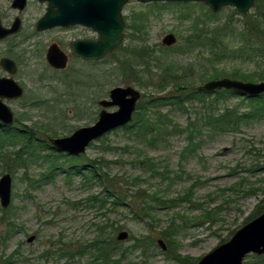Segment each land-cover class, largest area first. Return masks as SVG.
Listing matches in <instances>:
<instances>
[{
  "label": "rangeland",
  "instance_id": "374dc122",
  "mask_svg": "<svg viewBox=\"0 0 264 264\" xmlns=\"http://www.w3.org/2000/svg\"><path fill=\"white\" fill-rule=\"evenodd\" d=\"M209 10L202 2L129 0L123 9L126 39L122 46L125 50L119 51L120 48L115 56L108 54L99 61L71 59L66 69L56 70L46 60L53 41L67 50L71 37L96 38L97 33L91 28L76 26L69 31L31 35L33 18L40 13L33 1L27 9L28 24L22 34L0 40V58L9 56L17 61L18 72L14 77L25 88L22 98L6 100L21 121L14 125L42 127L36 130L37 137L51 143V138L70 135L79 127L93 124L102 109L98 101L107 98L114 86L132 85L143 93L146 89L129 82L114 68L116 59L129 57L133 51L130 49L149 48L152 57L148 59L149 55L143 54L145 63L150 60L152 65L162 66V69L171 64V72L181 77L179 81L190 85L183 91H188L192 84L198 86L208 81H202L201 77L204 70H211L213 66L255 70L258 66L253 67V63L248 64L238 56L215 58L207 47L189 46L193 22L223 23L234 8L224 7L217 12L218 17L210 16ZM16 13L10 0H0V18L4 23L12 22ZM238 17L236 14V19ZM129 23L145 25V29L138 34L128 28ZM170 32L178 41L166 46L162 39ZM156 67L152 69L154 73L161 69ZM189 67L193 71L188 72ZM7 75L0 65V76ZM175 91L170 86L161 94ZM242 98L246 97H209L205 102L194 99L183 103L177 99L178 102L168 105L150 106V126L146 130L115 129L106 138L90 143L86 151L78 155L98 158L104 170L121 183L129 195L140 191L156 207L157 219L151 222L135 219L125 208L113 214L116 224L123 225L120 231L129 232V238L120 241L122 249L134 243L130 240L132 234L155 240V246L133 252L128 264H179L170 257L177 253L197 262L250 221L248 218L264 199V112ZM226 108L237 115L250 114L244 115L237 130L213 133L206 116ZM20 148V144L0 138V178L9 172L5 165L11 163V154L4 156V153ZM58 153L76 156L40 147L32 157L26 150L21 153L27 158V166L10 168L12 201L5 220L9 217L16 227L9 232L8 239L0 240V264L12 253L15 254L10 264H96L88 246L96 234L94 223L105 218L87 198L102 191L103 185L87 180L80 173L68 175L64 169L57 170L48 181H39L42 174L50 172L53 162H68L67 156H58ZM2 209L0 204V214ZM208 211L211 213L206 217ZM6 229L7 224L0 223V235ZM32 235L35 238L29 242ZM160 238L167 245L165 251L157 242ZM168 239L175 242L170 246ZM83 246L88 248L78 253Z\"/></svg>",
  "mask_w": 264,
  "mask_h": 264
},
{
  "label": "trees",
  "instance_id": "16d2710c",
  "mask_svg": "<svg viewBox=\"0 0 264 264\" xmlns=\"http://www.w3.org/2000/svg\"><path fill=\"white\" fill-rule=\"evenodd\" d=\"M209 13L212 17H218L220 15L211 12V10H209ZM200 23L201 24L193 22L192 24L193 29L188 36V38H190V47L200 45L210 49L211 56H215V58L221 59L226 56H238V58L248 62V64L253 63V67L258 66L255 70L249 68L246 71L236 66L231 69L213 66L211 70H204L201 77L202 81L221 77H231L246 81L264 79V0H257L253 7V11L246 17H238L236 19V12L235 10H232L228 20L223 23H214L213 20H209L208 22L202 21ZM127 26L138 34H141L143 29H145V25L140 26L136 23H129ZM123 50H125L124 46H122L119 51ZM129 51H132L130 54L131 56L129 55L131 58L126 55L125 58L116 59L114 68L128 78L129 82L136 83L146 89V91L142 93V97L137 104V109L134 112L132 121L119 128H123L124 130L137 129L139 132L146 130L150 126L148 115V109L150 106L168 105L172 102H178L177 99H179L180 103L194 99H199L205 102L209 97H221L226 99L232 96H241L237 92L228 89H219L214 92L199 91L194 84H192L188 91H183V89L188 88L190 85H186L182 83V81H179V78L181 79V77H177L176 72H171L173 70L171 64L162 69V66L152 65L150 60L145 63L143 54H146L147 56L149 55L148 59L152 57V54L148 52L151 51L149 48L144 49V51L137 49H130ZM116 54L117 52H112L109 55L115 56ZM156 60H158V58ZM156 66L161 69L154 73L152 69ZM191 71H193V69L189 67L188 72ZM158 74L159 76L156 77ZM178 75L181 76L180 74ZM97 78H100V76H97ZM96 81H98V79ZM170 86L176 91L162 95L161 93ZM155 93H160V95L156 96ZM248 98L249 97L242 99H247L253 104V108H256L260 112H264V93L258 97ZM245 114L250 113H238L237 115L230 108H226L223 112L207 115L206 120L213 133H223L229 130H237L244 120ZM16 122H21L19 117H16ZM22 126V128L15 125L6 127L0 124V138L5 141L10 139L13 143L20 144L21 146L16 152L10 151L11 153H4V156H10L11 154L10 165H5V168L9 172L12 171L11 169L13 167L27 166V158L21 154L25 150L26 152L28 151V154L32 157L33 154L38 152L40 147H48L49 149L54 148L48 141H44V139L37 137L36 130H41L39 128L42 127L29 125ZM48 129H51V127ZM110 132L96 140L106 138ZM42 140L45 142L44 144L40 145L37 143V141ZM93 143L94 141L91 142V145ZM56 155L67 156L68 162H64L63 164H59V162L57 164L56 161L55 163L53 162L50 165V172L42 174L39 181H48L54 177L57 170L64 169L68 175L80 173L83 174L87 180L98 181L103 185L102 191L96 194H91L87 198L88 203L92 206H97V208L101 210L102 216L105 218L94 223L96 234L88 246L91 250L94 263L128 264L130 255L133 252L142 247L155 246V240L153 238H141L132 234L130 240L134 241V243L131 247L122 249L116 233L122 229L123 225H117L113 219V214L119 212L120 208H125L133 214L135 219L147 222L155 221L157 219L156 207L150 199L145 198L140 191H134L129 195L128 190L125 189L121 183L116 182L115 179L104 170L103 163L98 158L86 157L84 155L69 156L64 153H58ZM49 156L50 155H46L45 157L50 158ZM84 157L86 158L84 159ZM146 158L150 159L148 155ZM86 161L88 164L85 163ZM10 206L1 210L0 223L5 222V224H7L6 231L3 232V235H0L1 242L8 239L9 232H13L16 227V223L11 221L9 217L7 221L5 220V216L8 215L11 210ZM263 212L264 199L257 205L256 211L251 214L248 220L254 219ZM210 213L211 211H208L206 217H209L208 214ZM168 242L171 246L175 240L168 239ZM88 247L83 246L79 248L78 253H83ZM13 254L15 253H12L8 259H5L3 264L12 263L11 257ZM170 257L179 262V264H196L195 260L192 261L190 257L179 253ZM244 264H264V254H250Z\"/></svg>",
  "mask_w": 264,
  "mask_h": 264
},
{
  "label": "water",
  "instance_id": "95a60500",
  "mask_svg": "<svg viewBox=\"0 0 264 264\" xmlns=\"http://www.w3.org/2000/svg\"><path fill=\"white\" fill-rule=\"evenodd\" d=\"M41 1V0H40ZM129 0H72L69 9L49 10L38 20L37 31L41 32L56 26L80 25L91 28L97 33L96 38H77L70 43V54L89 61L102 60L106 55L121 48L126 39V20L123 15L124 6ZM150 2H202L213 12H220L224 7H233L236 14L246 17L257 0H139ZM27 0H13L12 6L25 8ZM22 28L21 18L16 17L11 26H5L0 18V40L17 34ZM178 41L174 33L166 34L162 43L173 46ZM48 64L54 69H65L69 56L57 43H52L46 53ZM0 65L8 72L0 76V124L11 127L15 123V113L6 100H18L25 94V88L14 77L18 72L15 59L9 56L0 58ZM199 91L214 92L228 89L243 97L254 98L264 93V79L261 81H245L231 77L210 79L197 86ZM142 92L132 85L114 86L109 96L98 101L102 107L97 120L87 126L74 130L70 135L51 138L52 146L71 155L84 153L91 142L99 137L130 123L133 119ZM116 107L115 110H108ZM12 174L4 173L0 178V204L2 208L10 206L12 201ZM32 235L29 242L34 240ZM129 232L119 231L117 239L124 241ZM162 250L167 249L165 241L157 240ZM249 254H264V212L245 223L225 242L215 246L203 255L196 264H244Z\"/></svg>",
  "mask_w": 264,
  "mask_h": 264
},
{
  "label": "flooded vegetation",
  "instance_id": "af4514ba",
  "mask_svg": "<svg viewBox=\"0 0 264 264\" xmlns=\"http://www.w3.org/2000/svg\"><path fill=\"white\" fill-rule=\"evenodd\" d=\"M36 2L38 8H39V17L37 18H33L34 19V23L31 25V28H32V31H31V35H36L38 33H44V32H49V31H54V30H60V31H69V30H73V29H76V25H70V26H56V27H53V28H50V29H47V30H44V31H37L36 29V24L38 22V20L40 19V17L46 15L48 13V11L51 9V10H60V9H69L70 6H71V2L72 0H27V4L25 6L24 9H20V8H15L12 6V3H13V0H10V6L11 8L16 11V15L14 16L13 18V21L10 22V21H5V23L3 22V24L5 26H11L13 24V22L15 21V18L16 17H20L21 18V24H22V28L21 30L15 34V35H11L3 40H6V39H9V38H13V37H17V36H20V34H22V31L23 29L26 27V25L28 24V19H27V9L28 7L32 4V2ZM77 26H80V25H77ZM83 38H86V37H83ZM76 40V36L74 37H71V42ZM70 42V43H71ZM52 43H57L59 44L58 42L56 41H53ZM51 43V44H52ZM60 46V44H59ZM61 47V46H60ZM62 48V47H61ZM63 49V48H62ZM69 56V61H68V65L71 61V59H79V60H84L82 58H78V57H75L73 55L70 54V50H71V47L69 45V48L66 50V49H63ZM86 61V60H84ZM17 62V61H16ZM18 65V63H17ZM68 67V66H67ZM66 67V68H67ZM65 68V69H66ZM58 70V69H56ZM59 70H64V69H59Z\"/></svg>",
  "mask_w": 264,
  "mask_h": 264
}]
</instances>
